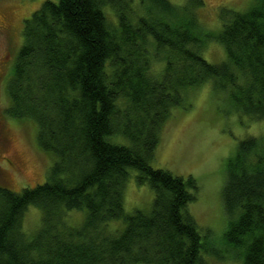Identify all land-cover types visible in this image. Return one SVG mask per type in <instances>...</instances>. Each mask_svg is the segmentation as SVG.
<instances>
[{
    "label": "trees",
    "instance_id": "trees-1",
    "mask_svg": "<svg viewBox=\"0 0 264 264\" xmlns=\"http://www.w3.org/2000/svg\"><path fill=\"white\" fill-rule=\"evenodd\" d=\"M254 1L223 7L218 31L196 13L203 0H140L143 11L135 0H44L25 18L6 112L33 118L39 146L57 158L43 183L0 185V264H208L206 249L223 257L187 209L196 178L152 158L173 107L190 105L184 90L207 81L230 110L264 119V0ZM212 40L224 61L204 57ZM129 168L154 190L149 212L125 210ZM222 197L224 241L244 264H264V134L227 158ZM31 204L42 209L33 235L23 230ZM73 209L85 210L79 226L68 222ZM118 219L121 230L110 225Z\"/></svg>",
    "mask_w": 264,
    "mask_h": 264
},
{
    "label": "rangeland",
    "instance_id": "rangeland-1",
    "mask_svg": "<svg viewBox=\"0 0 264 264\" xmlns=\"http://www.w3.org/2000/svg\"><path fill=\"white\" fill-rule=\"evenodd\" d=\"M44 0H0V185L20 191L43 183L57 156L39 146L38 126L33 118H16L6 112L10 102L8 81L18 51L23 44L24 20L40 7ZM183 4L186 0H171ZM196 10L203 26L213 31L222 28V8L246 10L254 0H203ZM136 5L143 11L140 0ZM106 10H109L107 6ZM226 10V9H225ZM224 10V11H225ZM230 13V11L228 12ZM108 17L115 20L109 11ZM204 57L211 62L227 58L225 46L212 40L204 45ZM184 90L188 107L178 105L162 127L160 141L152 158L156 168H165L174 174L192 175L199 184L197 199L189 202L188 211L195 217L209 246L216 247L223 257L203 250L208 264H244L238 250L227 245L224 232L228 216L224 208L222 191L226 178L227 158L232 156L238 142L251 135L264 134V119H251L249 114L230 110V103L222 100L223 94L214 87L213 80L196 88ZM118 141H124L118 138ZM19 156L18 167L8 166V153ZM138 171L129 168L124 187V207L127 212L152 208L154 190L149 183L137 181ZM85 215L83 209L68 212V222L79 226ZM42 222V209L31 204L23 218V230L33 235ZM121 230L125 223L118 219L110 222Z\"/></svg>",
    "mask_w": 264,
    "mask_h": 264
},
{
    "label": "flooded vegetation",
    "instance_id": "flooded-vegetation-1",
    "mask_svg": "<svg viewBox=\"0 0 264 264\" xmlns=\"http://www.w3.org/2000/svg\"><path fill=\"white\" fill-rule=\"evenodd\" d=\"M5 158L7 160L8 166L18 167L19 156H18V154L16 152L8 153L7 157H5Z\"/></svg>",
    "mask_w": 264,
    "mask_h": 264
}]
</instances>
